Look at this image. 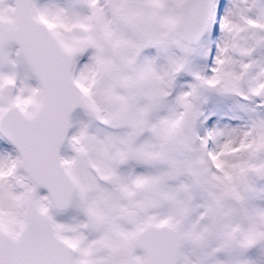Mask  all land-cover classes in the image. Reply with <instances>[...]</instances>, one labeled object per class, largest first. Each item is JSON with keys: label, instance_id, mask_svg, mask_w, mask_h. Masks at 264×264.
Listing matches in <instances>:
<instances>
[{"label": "snow or ice", "instance_id": "1", "mask_svg": "<svg viewBox=\"0 0 264 264\" xmlns=\"http://www.w3.org/2000/svg\"><path fill=\"white\" fill-rule=\"evenodd\" d=\"M227 4L0 0V264H264V0Z\"/></svg>", "mask_w": 264, "mask_h": 264}, {"label": "rangeland", "instance_id": "2", "mask_svg": "<svg viewBox=\"0 0 264 264\" xmlns=\"http://www.w3.org/2000/svg\"><path fill=\"white\" fill-rule=\"evenodd\" d=\"M231 0H228L226 6L230 7ZM220 36H217V42L219 41ZM245 105V110L241 111L240 105ZM209 109L214 111L217 116V126L218 127H237L243 126L247 122V119L251 117L252 113L250 111L252 105H248L246 102L239 99L236 100H227L221 101L218 98H214L213 101L209 104ZM224 121H235V123L225 124Z\"/></svg>", "mask_w": 264, "mask_h": 264}]
</instances>
